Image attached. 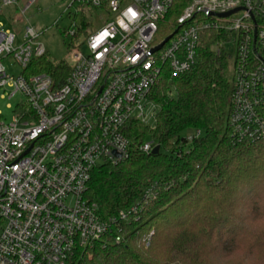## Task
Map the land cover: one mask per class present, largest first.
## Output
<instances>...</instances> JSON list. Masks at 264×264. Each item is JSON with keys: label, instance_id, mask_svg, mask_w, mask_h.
<instances>
[{"label": "built area", "instance_id": "1", "mask_svg": "<svg viewBox=\"0 0 264 264\" xmlns=\"http://www.w3.org/2000/svg\"><path fill=\"white\" fill-rule=\"evenodd\" d=\"M19 1L0 5L25 16L36 2L21 8ZM77 1L102 8L105 0ZM106 1L110 19L70 52V76L59 87L47 74H24L48 53L38 31L27 25L16 46L17 35L0 28V97H22L12 121L0 111V264H68L105 237L122 242L119 220L139 207L104 219L87 197L92 174L129 157L128 125L157 120L154 89L165 73L175 89L173 81L192 71L207 32L228 34L218 53L234 44V137L264 142V0ZM6 58L21 67L19 76L8 75ZM155 147L149 140L141 149Z\"/></svg>", "mask_w": 264, "mask_h": 264}, {"label": "trees", "instance_id": "2", "mask_svg": "<svg viewBox=\"0 0 264 264\" xmlns=\"http://www.w3.org/2000/svg\"><path fill=\"white\" fill-rule=\"evenodd\" d=\"M83 7L70 52L93 32L91 6ZM101 9L108 11L106 0ZM227 39L223 32L205 33L192 71L173 81L176 97L167 73L154 89L155 128L131 121L129 157L93 172L87 197L104 219L133 206L139 211L119 220L121 243L105 237L68 264H264V142L233 135L231 59L224 47L216 51ZM24 74H47L59 87L70 66L47 53ZM148 137L160 154L142 151ZM227 245L232 254L216 261Z\"/></svg>", "mask_w": 264, "mask_h": 264}, {"label": "rangeland", "instance_id": "3", "mask_svg": "<svg viewBox=\"0 0 264 264\" xmlns=\"http://www.w3.org/2000/svg\"><path fill=\"white\" fill-rule=\"evenodd\" d=\"M28 0H20L19 6L24 8ZM93 15V31L102 28L110 14L101 8L90 7ZM84 7L77 0H36L25 16L21 15L20 8L2 7L0 5V28L11 30L17 35L16 46H20L24 42V34L27 25H32L39 33V41L42 42L47 52L56 59H68L70 55L69 46L72 43L73 33L83 21ZM227 50L230 54H234V44L229 43ZM3 64L10 76H19L22 69L15 64L13 58H6ZM232 75V71H230ZM173 93L172 97H176V90L170 87ZM21 95L14 99H2L0 97V111L4 118L10 122L14 114L13 111L21 100ZM9 106H11L9 108ZM152 107L147 109V116L153 115ZM150 128H155L156 121L154 118H147L145 123ZM151 140L150 137L147 139ZM238 250V249H237ZM215 254L214 259L218 262L223 261L230 253V245L219 250ZM235 252V251H234ZM233 252V253H234Z\"/></svg>", "mask_w": 264, "mask_h": 264}, {"label": "water", "instance_id": "4", "mask_svg": "<svg viewBox=\"0 0 264 264\" xmlns=\"http://www.w3.org/2000/svg\"><path fill=\"white\" fill-rule=\"evenodd\" d=\"M237 11H239V9L231 11V12H228V13H225V14H220V17L221 18L229 17L230 15H232L233 13H235ZM160 150H161V147L160 146H156L155 149L153 150L152 154L158 155V154H160Z\"/></svg>", "mask_w": 264, "mask_h": 264}]
</instances>
